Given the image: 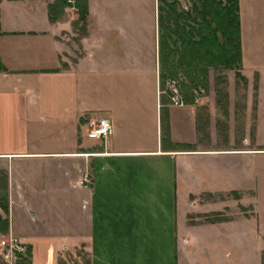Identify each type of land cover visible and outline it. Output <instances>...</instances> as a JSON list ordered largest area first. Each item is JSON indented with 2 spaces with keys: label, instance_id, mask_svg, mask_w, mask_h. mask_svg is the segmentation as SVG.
<instances>
[{
  "label": "crops",
  "instance_id": "1",
  "mask_svg": "<svg viewBox=\"0 0 264 264\" xmlns=\"http://www.w3.org/2000/svg\"><path fill=\"white\" fill-rule=\"evenodd\" d=\"M7 2L11 11L0 6V216L6 237L28 248L20 264H33L36 246L49 264H181L185 237L191 246L226 248L238 241L233 237L253 235L261 247L252 264H262L259 97H231L229 105V133L253 126L252 143L202 147L198 113L209 100L182 94L181 103L172 101L159 0H86L77 57L68 44L76 11L64 30L62 20H48L44 0ZM238 4L240 73L248 84L257 75L259 87L264 1ZM5 12L10 17L2 20ZM91 117L108 119L112 133L88 139ZM227 193L239 197L235 218L217 200Z\"/></svg>",
  "mask_w": 264,
  "mask_h": 264
},
{
  "label": "rangeland",
  "instance_id": "2",
  "mask_svg": "<svg viewBox=\"0 0 264 264\" xmlns=\"http://www.w3.org/2000/svg\"><path fill=\"white\" fill-rule=\"evenodd\" d=\"M44 1L47 5H49L48 3L55 2V0H44ZM176 1L178 2L177 7H176V11L178 13H181L182 11H187L189 9V4L186 0H176ZM167 2L169 3L168 0ZM6 3H8L7 0H0V6L3 4L2 5L3 12L6 10L11 11V8L7 6L9 4H6ZM257 3H258L257 8L261 7V4L263 5L262 2H257ZM168 10L165 9L163 11H159L161 13L160 15L164 19V21H162L163 20L162 19L159 23L161 36H165L167 33H170V31L167 29L168 23L166 22V17H165L166 14L168 13ZM262 10H263V6H262ZM60 11L61 10H59L58 12ZM74 11H76L75 8H65L61 11L62 13L61 12L58 13L59 20L63 21L61 23L62 29L69 30L71 28L72 20L75 19V16H76ZM262 13L264 12L262 11ZM9 17H10L9 12L8 13L5 12L2 20L3 19L7 20ZM73 23H72L73 37L69 36L71 38H69L70 42H68V44L69 46L72 47V49H74V57H77L79 54V50H78L79 40L86 34V31H87V19L85 21V24L78 23L76 26ZM161 23L164 24L163 27L161 26ZM170 25L174 27V24L170 23ZM260 32H264V30H261ZM164 44H162L164 45L162 47L164 53H167L166 47H168V50L170 51L172 50L173 48L172 44L176 45V47L173 48V51H174V49H177V47L179 46V39L177 38V36L173 35L169 37L168 40L165 39ZM258 47H259V50H261L260 46ZM262 54L264 55V53ZM168 61H169V65L172 63L174 65L180 64V59H178L177 56L174 57L173 59L170 54L168 57ZM261 65H264V57L261 60ZM170 80H172V82L175 83V87L178 90V93L181 95V96L179 95L180 97H182V94H183V97H206L209 100V101L205 100L204 104L201 105V111L199 110V113H198V124L201 130L200 144L202 147L212 146V147H217V148H223V147L228 148V145L230 146L232 143H234L235 145L236 143L238 144V142L242 140V138H245L246 140H248L249 143L253 142V139L255 136L253 128H252L253 126L251 127V132L248 134L240 133L237 127H236L237 130L234 135L229 133V122L231 121V117L229 114V105H230L231 97H234L237 100H240L241 97H259L258 98L259 102L261 101L264 103V75L263 74L260 78L259 87H257V82H258L257 75H254L252 79L250 78L251 81L249 82L250 83L252 82V83L248 84V80L246 78H244V81L237 79L235 77L234 71L219 72V71L211 69L205 76V79L203 78L202 80L201 78V85L197 83L199 86H201L197 88L199 91V94L193 90L190 84V80H191L190 75L189 76H187V74L182 75V73L179 72V74L176 76L175 79L171 78ZM200 92L202 94H200ZM209 104L213 105V109L215 111L213 112L212 115H210L209 113V107H208ZM242 113L243 112H242V109H240V107H238L237 110L235 109L233 118H235L236 123L238 125H240L241 124L240 122L243 120ZM217 200L218 201L221 200L222 204L223 203L227 205L229 204V206L232 207V210L230 211V213H228V217L232 216V218H235L236 211L234 208V203H235V200H239V197L235 196V194L232 195L230 193H227L225 194V196H217ZM193 201L197 204L199 200L194 199ZM228 201L232 202V204H230V202ZM2 202L4 201L2 198H0V205L2 204ZM237 205L239 204L237 203ZM189 210L192 212V211H197L199 209L196 210L191 206ZM245 211H248V210H245ZM223 214L224 213H221L219 215H223ZM214 215H217V214H214ZM214 215L210 214L207 216L214 218ZM246 215L249 216L248 213ZM250 222H253V221H250ZM1 228L2 226L0 223V239L5 238L7 236L5 232L1 231ZM232 232L233 234H239L238 232L240 231L238 232L232 231ZM250 237L251 238H247V239L239 238V237L238 239H236L235 237H233L234 240H238V241L235 242L234 245L228 246L226 248H222V247L219 248L218 246L212 247L213 245H204V246H199V247L191 246L190 244H192V241H189V238L185 237L188 240L189 245L184 246L183 250L181 249L182 251L181 264H213L215 260L216 262L214 264H252L253 261H256L257 259V256H258L257 250L258 248L261 247V245L256 240L253 239L254 235ZM38 247L39 246L34 247L35 251L33 252V264H49L48 262L44 260L43 252H41V250H38ZM57 250H59L61 257L65 255V253L61 250V248L60 249L57 248ZM230 254L232 255L231 257H230ZM235 255L241 256L240 257L241 262L232 261V258ZM0 264H4L3 261L1 260V255H0ZM75 264H79V263L75 260Z\"/></svg>",
  "mask_w": 264,
  "mask_h": 264
},
{
  "label": "trees",
  "instance_id": "3",
  "mask_svg": "<svg viewBox=\"0 0 264 264\" xmlns=\"http://www.w3.org/2000/svg\"><path fill=\"white\" fill-rule=\"evenodd\" d=\"M159 1L162 4L159 11L168 10L169 8L165 17L168 23L167 29L170 33L161 37V44H164L165 39L168 40L173 35L179 39L177 49L173 51L176 45L172 44V50H168V57L170 54L173 59L176 56L180 59V64L174 65L172 63L169 65L168 77L170 79H175L179 72L182 75H190V84L197 93H199L197 88L201 87L199 86L201 85V78L202 80L205 79L211 69L219 72L234 71L235 77L244 81V77L240 73L241 49L238 0H186L189 9L181 13L176 11L178 4L176 0H168L169 3L167 0ZM47 8L50 22L58 21V13L65 8L76 9L78 18L74 21V25L77 26L78 23L85 24L87 19L86 0H55ZM59 10L61 11L58 12ZM170 23L174 24V27ZM161 26L163 27L164 24L161 23ZM3 211L6 213V207H3ZM0 223L2 226L1 231L6 233V221L1 216ZM262 264H264V252L262 254Z\"/></svg>",
  "mask_w": 264,
  "mask_h": 264
},
{
  "label": "built area",
  "instance_id": "4",
  "mask_svg": "<svg viewBox=\"0 0 264 264\" xmlns=\"http://www.w3.org/2000/svg\"><path fill=\"white\" fill-rule=\"evenodd\" d=\"M170 96L174 103H181L178 90L174 82L168 83ZM87 138L90 140L100 141L108 137L112 133V126L108 119L91 117L87 120ZM90 181L87 177L84 178V186L87 187ZM0 255L5 264H20L27 259L28 248L18 239L8 236L0 239Z\"/></svg>",
  "mask_w": 264,
  "mask_h": 264
}]
</instances>
